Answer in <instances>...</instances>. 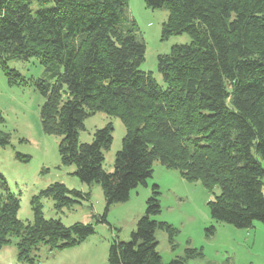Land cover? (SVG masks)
Wrapping results in <instances>:
<instances>
[{"label":"trees","instance_id":"trees-1","mask_svg":"<svg viewBox=\"0 0 264 264\" xmlns=\"http://www.w3.org/2000/svg\"><path fill=\"white\" fill-rule=\"evenodd\" d=\"M143 2L166 10L162 38L190 37L158 55L163 85L139 69L145 45L127 0H0V68L16 84L24 77L9 61L35 59L43 67L34 79L44 98L41 127L59 137L60 160L75 166L81 182L101 186L104 209L97 222L107 223L111 205L146 185L157 161L185 179L201 180L213 195L207 207L214 220L237 228L264 224V0ZM97 112L118 117L125 128L111 172L102 164L112 124L96 128L89 143L78 139L84 119ZM3 123L0 111L1 147L10 143ZM158 189L152 184L130 238L111 239L108 264H186L202 256L186 247L184 255L162 260L155 230L172 236L176 229L152 218L161 211ZM39 196L61 209L89 193L52 183L32 196L33 218L22 221L19 199L0 173V247L14 238L18 259L30 264H39L32 253L41 244L63 250L95 233L92 223L45 218Z\"/></svg>","mask_w":264,"mask_h":264},{"label":"rangeland","instance_id":"rangeland-1","mask_svg":"<svg viewBox=\"0 0 264 264\" xmlns=\"http://www.w3.org/2000/svg\"><path fill=\"white\" fill-rule=\"evenodd\" d=\"M127 9L137 26V37L145 45L144 60L139 65L142 71L151 72L157 83L163 85L157 70V57L168 53L171 47L190 41L186 33L161 37V26L166 20L165 9H152L143 0H127ZM10 68L17 69L24 81L9 84L0 68V111L4 117L1 130L9 134L10 143L0 146V173L11 192L19 199L17 218L31 221L33 212L31 198L52 183H62L89 193L87 199L71 207L57 209L50 197L39 196L45 218L59 219L64 225L74 222L92 223L95 233L83 243L63 250L39 245L32 255L39 264H108L107 253L113 237L126 241L136 229L138 218L145 212L146 199L152 184L158 185L161 211L152 218L171 224L176 231L170 236L157 228L156 249L164 262L184 255L186 247L201 250L202 256L190 258L186 264H264V224L254 221L251 227L237 228L210 217L207 202L213 195L201 180L183 178L178 170L168 169L155 161L151 177L146 185L131 189L129 199L109 207L107 223L97 222L95 217L104 209V196L98 183L87 185L74 174V165H65L58 154L59 137L43 131L39 119L44 101L34 86L43 67L35 60H11ZM112 124V142L104 151L102 168L113 170L115 154L122 146L125 128L116 116L97 112L84 119L79 131L81 143L92 141L96 128ZM17 153L28 156L18 158ZM215 193L219 189L214 188ZM171 238V239H170ZM0 264H30L18 259L15 239L0 247Z\"/></svg>","mask_w":264,"mask_h":264}]
</instances>
